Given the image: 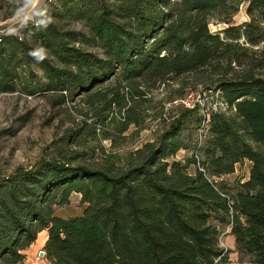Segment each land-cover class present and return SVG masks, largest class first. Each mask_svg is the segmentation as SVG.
Wrapping results in <instances>:
<instances>
[{
    "label": "trees",
    "instance_id": "1",
    "mask_svg": "<svg viewBox=\"0 0 264 264\" xmlns=\"http://www.w3.org/2000/svg\"><path fill=\"white\" fill-rule=\"evenodd\" d=\"M243 2L248 20L231 23ZM55 10L60 19L86 22L103 56L71 46L78 33L28 24L27 33L60 62L34 59L48 90L88 93L112 77L129 90L198 74L234 110L212 113L201 142L195 119L183 162L169 159L184 148V120L196 110L184 109L157 140L123 156L102 154L85 164L43 159L16 170L0 183V264H24L23 251L42 230L49 264H225L220 225L250 264H264V0H59ZM212 17L226 26L212 32ZM19 46L26 42L0 36V91L12 88L19 63L8 58ZM134 92L144 96L137 86ZM120 99L117 92L111 100ZM243 160L251 162L249 176L230 191L217 178ZM71 193L80 195L82 213L58 216L54 206L67 204Z\"/></svg>",
    "mask_w": 264,
    "mask_h": 264
},
{
    "label": "rangeland",
    "instance_id": "2",
    "mask_svg": "<svg viewBox=\"0 0 264 264\" xmlns=\"http://www.w3.org/2000/svg\"><path fill=\"white\" fill-rule=\"evenodd\" d=\"M41 3L47 6L53 18L51 24L58 32L78 33L77 40L70 39L71 46L103 56L86 22L55 16L53 13L55 7L59 6V0H41ZM246 5L243 2L239 6L231 23L240 24L248 20ZM13 7L14 0H0L2 38L9 37L2 33L11 26ZM208 26L215 32L223 29L226 24L212 17ZM12 37L26 42V49L19 46L8 58L10 64L15 63L16 59L19 64L12 88L0 91V183L5 182L16 170L34 168L43 159L76 157L74 163L85 164L102 154L123 156L145 142L155 141L185 109L174 101L189 92H199L201 97L205 93L211 102L217 101L214 86L198 74H186L164 82H140L130 85L129 90L119 86L124 82L119 84L117 77L92 86L88 93L69 95L64 91L48 90L49 80L44 69L30 55L31 51L42 46L34 41L25 27L18 36ZM42 48L46 50L45 57L60 66L59 60L50 50ZM7 50L8 46H5L4 52ZM136 86L144 91V96L134 95ZM94 92L100 94L88 96ZM117 92L121 96L119 104L111 100ZM130 117L136 118V123L125 125ZM197 117L199 113L196 110L185 118L182 132L184 148L178 150L170 161L183 162L190 158ZM122 126H125V130L119 132ZM250 166V161L243 160L235 164L232 173L217 178V181L232 191L237 183L247 180ZM193 171L194 166L190 165L189 172ZM84 206L80 195L71 193L67 204L54 206V213L64 218L76 216L82 213ZM210 223L216 225L218 221L212 219ZM220 230L219 247L225 251L228 264H250L247 257L236 251L229 227L220 225ZM44 238V234H39L33 245L23 251L24 264H49L44 255L37 256L39 250L43 251Z\"/></svg>",
    "mask_w": 264,
    "mask_h": 264
},
{
    "label": "clouds",
    "instance_id": "3",
    "mask_svg": "<svg viewBox=\"0 0 264 264\" xmlns=\"http://www.w3.org/2000/svg\"><path fill=\"white\" fill-rule=\"evenodd\" d=\"M52 19L47 6L43 5L41 0H14L11 26L2 35L18 36L29 23L39 30H44L52 23ZM30 55L37 61H43L46 50L37 48L31 51Z\"/></svg>",
    "mask_w": 264,
    "mask_h": 264
},
{
    "label": "built area",
    "instance_id": "4",
    "mask_svg": "<svg viewBox=\"0 0 264 264\" xmlns=\"http://www.w3.org/2000/svg\"><path fill=\"white\" fill-rule=\"evenodd\" d=\"M214 91V90H209ZM217 101L211 102L208 99V96L203 93V97H201V93L199 92H189L182 96L181 98L174 101L175 104H178L185 109L189 110H197L200 117V124L197 128V137L199 142L202 141L204 136L208 132L209 122L211 114L214 112H222L228 113L234 110V106H229L226 99L223 97L222 93L219 90L214 91ZM206 100V101H205ZM40 251V250H39ZM39 251L37 252V256L40 257ZM225 264H228L225 263Z\"/></svg>",
    "mask_w": 264,
    "mask_h": 264
},
{
    "label": "crops",
    "instance_id": "5",
    "mask_svg": "<svg viewBox=\"0 0 264 264\" xmlns=\"http://www.w3.org/2000/svg\"><path fill=\"white\" fill-rule=\"evenodd\" d=\"M39 234H44V235H45L44 240H46V238H47V231H46V230H42V231H40V232L37 234V237H38ZM37 237H36L35 241L37 240ZM35 241H34V242H35ZM34 242H33V243H34ZM33 243L30 244V246L33 245Z\"/></svg>",
    "mask_w": 264,
    "mask_h": 264
},
{
    "label": "water",
    "instance_id": "6",
    "mask_svg": "<svg viewBox=\"0 0 264 264\" xmlns=\"http://www.w3.org/2000/svg\"><path fill=\"white\" fill-rule=\"evenodd\" d=\"M39 255H44V251H39Z\"/></svg>",
    "mask_w": 264,
    "mask_h": 264
}]
</instances>
